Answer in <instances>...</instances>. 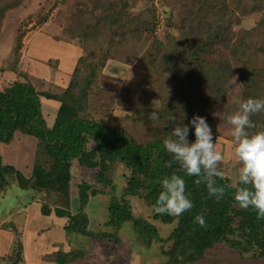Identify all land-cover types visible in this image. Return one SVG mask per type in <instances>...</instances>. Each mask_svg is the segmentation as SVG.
I'll return each instance as SVG.
<instances>
[{"label": "trees", "instance_id": "obj_1", "mask_svg": "<svg viewBox=\"0 0 264 264\" xmlns=\"http://www.w3.org/2000/svg\"><path fill=\"white\" fill-rule=\"evenodd\" d=\"M24 1L0 0V33L8 12L20 8ZM105 1L99 14H95V9L84 8L63 29L61 40L67 45H78L82 50L72 73L67 74L69 79L66 82L55 84L40 80L35 87L27 62L21 61L23 35L17 38L9 64L4 68V71H14L17 81L0 90V141L11 142L15 133L34 137L36 155L42 156L43 161L34 167L31 177L26 178L0 157V195L6 190L10 178L23 186L31 184L35 191L55 196L54 206L43 204L42 213L47 216L53 213L58 218L67 219L65 231L68 234L115 245L121 242L120 230L130 223L146 247L160 244L166 258L163 264L204 263L208 254L220 244L236 250L245 259V255L252 259L264 258V218L258 219L254 209H243L236 204L234 194L241 186L239 180L225 175L222 179L217 178V186L225 187L224 197L217 200L209 195L206 183L195 182L201 178L189 176L180 169L163 145L172 127L168 120L170 116H175V124L179 125L188 124L193 115L205 117L217 141L218 121L213 113L216 103L228 97L229 80L233 74L229 67L231 58L241 60L242 55H249L252 51L264 56V22L257 29H244L232 37L230 35L234 33L230 31L241 22L234 12L241 10L242 16L249 14L242 6L243 0H182V13H167L170 23L176 21L181 39L172 45H161V56L151 55L139 63L140 68L158 78L160 106H139L117 123H112L113 111L109 109L105 112L108 120L102 122L92 110L102 91L100 83L109 60H117L115 56L120 52L122 45L117 36L125 39L129 26L132 27L130 30L141 31L146 29V23L155 25L156 19L152 3L135 14L127 0ZM160 2L163 4L165 0ZM256 3L260 8L255 9L264 12V0H256ZM134 33L128 32L131 37ZM252 37L257 38L261 45H251ZM220 43L228 48L231 57L227 55L208 62L206 57L214 55L215 46ZM242 67V98L264 99V66L257 68L248 60ZM42 98L59 104L51 126L42 115ZM152 111L158 114V120L150 119ZM251 120L257 127L249 131L264 130V112L252 115ZM133 122L151 127L148 140L142 142L127 130ZM189 139H194L191 132ZM90 142L95 143L92 149L87 147ZM75 160L81 170L95 172L94 183L83 180L76 186L79 192L76 214L70 210ZM119 166L123 169L124 178L120 193L112 175ZM172 174L185 180V194L193 208L179 216L155 213L153 218L156 221L164 226H173L164 238L149 219L134 214L132 199H139L154 209L162 191L161 181ZM103 195L108 196L104 207L106 228L96 232L90 229L89 205L91 198ZM198 215L204 218V226L196 222ZM107 227L114 231H106ZM23 253V243L16 241L5 259L11 264H24ZM85 254L82 249L60 250L55 253V263L77 264ZM244 258L241 260L245 261Z\"/></svg>", "mask_w": 264, "mask_h": 264}, {"label": "rangeland", "instance_id": "obj_2", "mask_svg": "<svg viewBox=\"0 0 264 264\" xmlns=\"http://www.w3.org/2000/svg\"><path fill=\"white\" fill-rule=\"evenodd\" d=\"M127 1L135 14L150 7L152 3L156 9L153 10L156 14L155 25L143 23L146 29L141 31L130 30L132 27L129 26L125 39L117 36V41L122 45L119 49L120 52L115 56L117 60H109L107 70L100 83L102 91L95 100L96 107L92 110L97 118L100 117L103 120L102 122L108 120L105 112L109 109L113 111L112 123H117L139 106L141 108L160 106L162 101L159 99L158 78L153 73L140 68L139 63L145 61L146 58L149 59L152 57L151 55L161 56L159 51L161 45H172L176 43L177 39H181L176 21L170 23L167 13L170 11L182 13V0H165L163 4L160 0H154V4L151 0ZM105 4V0H25L20 8L8 12L0 33V90L17 81V74L10 70L14 74L9 75V71H4V68L9 64L11 52L15 48L20 34L23 35L21 61L28 62L31 66V75L34 76V80L31 81L33 85L36 87L40 80L57 81L55 84L66 82L68 77L64 73H72L82 50L78 45H67L65 41L61 40L64 35L63 29L74 19L75 15L84 11V8L95 9V14H99L100 7ZM96 5L97 7H95ZM242 6H245V11L249 14L242 16L241 10L234 12L235 17L239 18L241 22L230 31V33H234V35H230L232 37L237 36L244 29H257L264 22V12H258L255 9L260 8V4H257L256 0H243ZM262 8H264V3ZM128 32L135 33L131 37ZM34 36L36 37L34 38ZM250 44L261 45L255 37H252ZM215 48L217 50L214 55L206 57L208 62H215L227 55L231 57L228 48L222 43L216 44ZM248 60L257 68L264 66V56L258 51L242 55L241 60L231 58L229 67L232 69V76H238L237 83L239 84H244L242 65ZM49 61L51 65L48 66ZM129 62H133V64L128 65ZM220 62L222 64L223 61ZM56 64L58 67L55 68ZM58 71L63 72L60 77ZM50 72L55 77H52L54 78L52 80H50ZM229 83L228 97L225 101L216 103V111L223 110L227 113L235 110V105L231 103V97L234 94L232 77ZM243 91L244 85L237 89L235 94L242 97ZM41 103L43 109L45 108L43 104H52L51 112L46 113L45 116L48 119L47 123L51 126L55 121L56 109L59 104L45 98L41 99ZM42 115L45 114L42 112ZM217 121L219 137L215 146L216 151L223 156L219 168L225 176L238 181L242 165L235 155L234 145L229 135V126L223 119L217 118ZM127 130L145 142L150 137L151 127L133 122L129 124ZM36 147L34 137L15 133L11 142L0 141V157L6 164L14 166L23 173L24 177L29 178L34 167L39 166L43 161L42 156L36 155ZM87 147L92 149L95 147V143L90 142ZM117 169L112 175L115 176L114 185L120 193L124 179L123 169L121 166ZM73 175L70 210L76 214L79 206V192L76 186L83 180L94 183L95 172L81 170L75 160ZM100 189L107 191L103 186H100ZM107 198L108 196L105 195L91 198L89 205L90 229L96 232L106 228L104 226L106 217L104 207L107 204ZM54 199V195L49 196L35 191L31 184L23 186L16 179H9L6 190L0 195V241L4 242L2 252L5 254L0 257V264H11L7 258L5 259V256L7 257L11 253L16 241L23 243L24 264H56L54 258L56 252L60 250L68 252L73 249H82L86 253L77 264H163L166 261L160 244L146 247L139 241L130 223L125 224L120 230L121 242L117 245L112 242H102L68 234L65 231V226L68 224L67 219L58 218L53 213L49 216L42 213L43 204L53 207ZM132 200L134 214L149 219L157 227L160 235L166 238L173 226L162 225L153 218L156 213L155 209L147 207L139 199ZM45 227L47 230L44 231ZM108 228L106 231H114L113 228ZM245 257L247 258L241 257L236 250L225 244H220L208 254L207 260L201 264H264V258L252 259L250 255H245ZM243 258L245 261L241 260Z\"/></svg>", "mask_w": 264, "mask_h": 264}, {"label": "clouds", "instance_id": "obj_3", "mask_svg": "<svg viewBox=\"0 0 264 264\" xmlns=\"http://www.w3.org/2000/svg\"><path fill=\"white\" fill-rule=\"evenodd\" d=\"M238 79V76H232L234 94L231 103L235 105V110L227 113L218 110L213 116L223 119L229 126L235 155L242 165L239 175L241 186L235 191L234 200L243 209H254L260 219L264 218V130H249L257 127L251 116L264 112V99H244L235 94L243 85L237 83ZM149 117L154 121L159 119L154 111ZM168 120L172 122V127L163 141L166 151L172 154L180 169L187 175L201 178L195 181L197 184L206 183L210 196L222 199L225 187L217 186L216 179L224 176L219 170L223 156L216 151V135L206 118L193 115L188 124L182 125L175 124V116H170ZM190 132L194 136L192 140L189 139ZM161 188L154 205L156 213L179 216L193 208L191 200L185 194V180L180 175L172 174L164 178ZM195 220L200 226H204L202 216L198 215Z\"/></svg>", "mask_w": 264, "mask_h": 264}, {"label": "crops", "instance_id": "obj_4", "mask_svg": "<svg viewBox=\"0 0 264 264\" xmlns=\"http://www.w3.org/2000/svg\"><path fill=\"white\" fill-rule=\"evenodd\" d=\"M37 36V35H36ZM36 36H34V38L36 37ZM27 64H28V62H27ZM27 67H28V72L30 73V74H32V71H31V66L28 64L27 65ZM11 73H13V72H11V71H9V75L11 74ZM14 74V73H13ZM51 74H53L52 72H50V77H51V79L50 80H52V79H54L55 77L53 76V75H51ZM65 74V76L66 77H68L67 79H69V76H67V74L66 73H64ZM61 76V72H60V75H59V77ZM49 77V78H50ZM52 77H54V78H52ZM57 79H58V77H57ZM66 79V80H67ZM55 83H57V81H55ZM43 105H45V108L44 109H42V112L45 114L44 115V117L46 116V113H50L51 112V108H50V106L52 105L51 103H46V104H43ZM58 109V108H57ZM56 109V110H57ZM45 119H46V117H45ZM46 122H48V119H46ZM43 230L45 231V230H47V227H45V228H43ZM3 244H4V242H2V241H0V257H3L5 254H4V252H2V246H3ZM26 258H27V256H26Z\"/></svg>", "mask_w": 264, "mask_h": 264}]
</instances>
